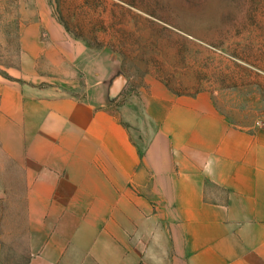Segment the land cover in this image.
Masks as SVG:
<instances>
[{
  "label": "crops",
  "instance_id": "1",
  "mask_svg": "<svg viewBox=\"0 0 264 264\" xmlns=\"http://www.w3.org/2000/svg\"><path fill=\"white\" fill-rule=\"evenodd\" d=\"M37 1L0 31V264H264V115L133 75Z\"/></svg>",
  "mask_w": 264,
  "mask_h": 264
},
{
  "label": "rangeland",
  "instance_id": "2",
  "mask_svg": "<svg viewBox=\"0 0 264 264\" xmlns=\"http://www.w3.org/2000/svg\"><path fill=\"white\" fill-rule=\"evenodd\" d=\"M39 4L0 0V31L12 29V16L18 21L22 10L38 9ZM42 4L71 37L115 54L133 75L152 71L178 92L207 90L225 105L249 100L257 116L264 115V0H43ZM19 53L15 36L0 32V66L13 64ZM11 213L1 208L0 222ZM5 234L7 226L1 224L0 250L8 252L15 243L6 241Z\"/></svg>",
  "mask_w": 264,
  "mask_h": 264
}]
</instances>
